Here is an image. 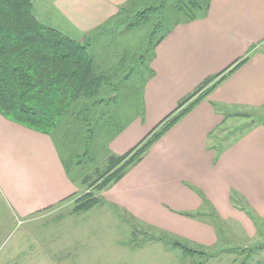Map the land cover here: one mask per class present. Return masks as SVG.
Wrapping results in <instances>:
<instances>
[{
    "label": "crops",
    "instance_id": "1",
    "mask_svg": "<svg viewBox=\"0 0 264 264\" xmlns=\"http://www.w3.org/2000/svg\"><path fill=\"white\" fill-rule=\"evenodd\" d=\"M66 1H59L60 12L80 32H92L129 0H97L107 8L88 21L67 11ZM206 4L205 16L177 24L155 47L141 90L125 77L119 90L100 94L110 123L96 128L107 135L109 155L123 156L207 80L247 59L105 192L113 206L154 230L153 237L204 250L218 242L217 228L234 226L252 239L253 217L264 218V115L252 119L264 110V0ZM241 122L252 124L227 138L226 130L236 132ZM60 148L53 135L0 115V205L18 222L36 220L78 192Z\"/></svg>",
    "mask_w": 264,
    "mask_h": 264
},
{
    "label": "rangeland",
    "instance_id": "2",
    "mask_svg": "<svg viewBox=\"0 0 264 264\" xmlns=\"http://www.w3.org/2000/svg\"><path fill=\"white\" fill-rule=\"evenodd\" d=\"M59 1L33 0L37 19L48 27L64 31V35L81 44L87 43L89 53L96 61L97 76L103 70L106 75L110 74L106 77H111L109 79L115 86L127 77L130 78L128 84L138 85L140 90L149 77L146 67L149 68L155 47L177 24L188 22L191 13L194 19L200 15L198 11L192 12L190 0H129L116 8V15L100 28L80 32L79 27L60 12ZM203 5L207 6L206 0ZM175 6L185 8L188 14H179ZM106 8V4L97 3V0L66 1V10L81 15L86 21L95 11ZM241 62L243 60L237 63ZM262 115L264 110L257 112L252 119L257 120ZM69 117L70 121H65L66 129H59L53 136L59 148L62 144L60 151L67 165H72L70 176L77 183L78 192L38 219L27 222H18L4 205H0V264H264V218L256 216L250 231L254 236L252 239L234 226L220 225L217 228L218 242L206 250L192 245L193 242L182 241L205 255L184 257L179 249L170 250L152 242L154 230L137 224L127 212L106 200L108 187L100 191L95 189L100 178L113 171L109 163L115 158L103 147L107 136L104 130L96 131L93 124L86 122L79 124L74 121L73 114ZM241 123L243 126H239L236 132L226 130V137L232 139L252 124ZM75 133L81 135L78 140L72 137ZM86 135H92L89 153L81 167L75 168L76 153H84L80 147L83 145L81 137ZM218 143V146L222 145V142ZM88 193L99 200L98 204L87 212L75 211L81 198ZM146 238L150 240L145 241Z\"/></svg>",
    "mask_w": 264,
    "mask_h": 264
},
{
    "label": "trees",
    "instance_id": "3",
    "mask_svg": "<svg viewBox=\"0 0 264 264\" xmlns=\"http://www.w3.org/2000/svg\"><path fill=\"white\" fill-rule=\"evenodd\" d=\"M190 3L194 9L192 12H200L199 17L206 15L207 6L203 5V0H190ZM175 8L181 15L188 14L185 8ZM187 19L194 20L193 14ZM246 61L234 64L207 80L139 145L124 156L112 158L109 164L113 171L100 178L95 189L100 191L120 181L170 129ZM94 68H97L96 61L90 55L87 43L81 44L41 23L35 15L33 0H0V115L5 119L48 136L64 127L65 121H70L69 114H73L74 121L79 124H93L94 130L102 121L103 124L110 123L105 105L107 101L100 100L99 96L104 91L119 90L121 85L111 83L103 70L97 76ZM208 86L205 92L200 93ZM75 134L72 137L78 140L81 135ZM91 137L86 135L81 140L88 146ZM88 151L77 155V166L83 164ZM98 202L93 194L88 193L81 198L75 211L87 212ZM212 219L217 224L214 215ZM148 240L146 238L145 241ZM153 240L171 249H179L184 255L203 254L179 241L157 237Z\"/></svg>",
    "mask_w": 264,
    "mask_h": 264
}]
</instances>
